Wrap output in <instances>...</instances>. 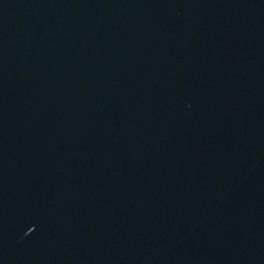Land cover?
Here are the masks:
<instances>
[{
	"label": "water",
	"instance_id": "95a60500",
	"mask_svg": "<svg viewBox=\"0 0 264 264\" xmlns=\"http://www.w3.org/2000/svg\"><path fill=\"white\" fill-rule=\"evenodd\" d=\"M0 264H264V0H0Z\"/></svg>",
	"mask_w": 264,
	"mask_h": 264
}]
</instances>
